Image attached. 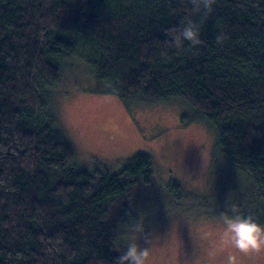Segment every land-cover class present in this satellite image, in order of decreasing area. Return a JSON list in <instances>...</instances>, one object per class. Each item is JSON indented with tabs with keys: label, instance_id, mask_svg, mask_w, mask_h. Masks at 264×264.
<instances>
[{
	"label": "trees",
	"instance_id": "1",
	"mask_svg": "<svg viewBox=\"0 0 264 264\" xmlns=\"http://www.w3.org/2000/svg\"><path fill=\"white\" fill-rule=\"evenodd\" d=\"M186 17L203 19L191 0H0V264H121L118 236L140 218L137 201L142 212L174 201L182 218L264 224V0H216L204 45L169 48ZM70 57L123 102H186L183 121L211 125L251 186L200 199L177 181L155 185L141 153L117 172L77 167L50 105Z\"/></svg>",
	"mask_w": 264,
	"mask_h": 264
},
{
	"label": "rangeland",
	"instance_id": "2",
	"mask_svg": "<svg viewBox=\"0 0 264 264\" xmlns=\"http://www.w3.org/2000/svg\"><path fill=\"white\" fill-rule=\"evenodd\" d=\"M67 60L64 77L50 90V105L57 110V126L75 150L77 167H110L117 172L141 153L152 160L155 185L177 181L200 199L222 200L251 186L249 178L234 171L218 152L211 125L183 121L185 114L193 112L186 102H123L103 93L104 85H98L94 76L90 78L80 58ZM78 77L81 79L76 80ZM139 202L134 210L140 212V218L132 217L118 239L122 237V243L133 240L141 249H148V264H222L221 217L182 218L177 212L184 210L183 206L174 201L164 203L167 206L162 212L148 201L149 208L142 212ZM195 209L193 205L186 210ZM261 215L255 213L254 217ZM237 255L240 264H264V250Z\"/></svg>",
	"mask_w": 264,
	"mask_h": 264
},
{
	"label": "clouds",
	"instance_id": "3",
	"mask_svg": "<svg viewBox=\"0 0 264 264\" xmlns=\"http://www.w3.org/2000/svg\"><path fill=\"white\" fill-rule=\"evenodd\" d=\"M216 0H191L192 11L203 19L197 23L185 18L180 27L167 32L166 44L177 51L185 45L189 49H199L204 45L202 24L212 14ZM222 36H217V43H222ZM220 250L225 254L222 264H240L237 253L259 252L264 250V227L258 225L250 216L221 214L219 234ZM149 250L141 249L136 241L129 240L119 257L121 264H148Z\"/></svg>",
	"mask_w": 264,
	"mask_h": 264
}]
</instances>
